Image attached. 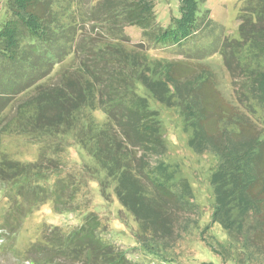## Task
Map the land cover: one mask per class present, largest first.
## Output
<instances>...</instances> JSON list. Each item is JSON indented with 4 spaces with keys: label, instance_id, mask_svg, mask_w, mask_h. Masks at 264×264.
Returning <instances> with one entry per match:
<instances>
[{
    "label": "trees",
    "instance_id": "1",
    "mask_svg": "<svg viewBox=\"0 0 264 264\" xmlns=\"http://www.w3.org/2000/svg\"><path fill=\"white\" fill-rule=\"evenodd\" d=\"M201 1L179 0V17L160 29L152 0H73L83 24L70 38L54 16L53 0H6V18L0 25V133L14 130L36 142L72 134L94 164L83 166L86 182L95 181L101 196L111 192L143 236L164 245L174 239L179 216L188 210L190 188L182 181L179 191L170 190L159 179L165 168L151 166L150 160L163 156L166 147L156 112L136 91L138 83L160 105L179 109L192 130L187 145L195 154L209 152L217 158L209 180L212 223L238 230L250 217L254 236L244 243L257 248L254 240L264 239V128L250 116L264 110V0H240L238 39H223L217 48H184L203 27L213 26L208 11L198 16ZM131 26L185 60H173L159 74L148 75L142 58L118 45L127 41L123 29ZM69 43L74 44V68L41 85L66 56L64 45ZM213 53L220 54L229 73L236 105L222 98L210 71L199 62ZM96 108L106 117L103 125L84 114ZM59 165L57 160L22 164L1 159L0 180L15 181L14 196L25 203L50 195L56 213L71 212L67 202L83 183L62 176ZM50 175L56 180L46 188L40 181ZM13 202L1 222V250L22 219L21 203ZM13 205L21 209L13 210ZM100 229L98 217L88 213L66 233L53 228L42 234L25 251V261L140 264L107 244Z\"/></svg>",
    "mask_w": 264,
    "mask_h": 264
},
{
    "label": "rangeland",
    "instance_id": "2",
    "mask_svg": "<svg viewBox=\"0 0 264 264\" xmlns=\"http://www.w3.org/2000/svg\"><path fill=\"white\" fill-rule=\"evenodd\" d=\"M5 2L6 0H0V25L6 18ZM152 2L158 28L165 29L173 18L179 17V0ZM240 6V0H202L198 16L201 17L208 11L213 26L207 29L203 27L184 48H217L223 39H238L237 17ZM53 12L64 31L69 32L70 38L73 34H79L83 22L73 0H53ZM86 27L89 31L90 24ZM123 32L127 41L118 45L127 53L142 58L141 65L149 69L148 75L155 71L159 74L163 66L173 60H185L176 54L175 49L156 45L143 36L138 27H126ZM91 37L94 36L91 34ZM64 46L67 47L66 56L54 65L51 73L40 82L41 85L53 83L61 72L74 68V44ZM199 62L210 71L222 98L236 105L231 78L223 66L220 54L213 53ZM135 88L139 95L147 99L149 109L156 112L160 134L166 147L163 156L150 160L152 168H156L158 164L165 168L163 176L159 179L170 190L179 191L182 181L187 182L190 188L188 210L179 216L174 239L161 245L144 237L140 226L120 207L111 192L101 196L95 181L86 182L88 180L85 179L83 166L92 168L94 164L76 145L72 134L51 136L36 142L29 137L18 135L14 130H7L0 133V160L8 159L22 164L35 163L39 159L42 164L57 160L62 176L69 174L75 181L80 178L83 185L74 199L67 202L73 211L58 214L53 209L52 196L45 195L43 199L36 196L30 203H25L23 198L14 196L15 181L0 180V226L3 217L12 209V201H15V204L21 203L22 209L13 205V210L21 209L20 215L23 219L17 232L8 237L11 241L7 247L2 250L0 248V264H28L25 261V251L31 244L39 242L42 234H48L53 228H59L66 233L71 227L77 226L88 213H94L100 220L99 235L107 244L124 253L128 260L140 264H264V239L254 240L257 246L259 245L257 248L254 245L250 249L244 243L247 237L254 236L253 230L248 227L251 223L250 217L243 220V226L238 230L226 231L220 225L212 223L213 193L209 180L215 171L217 158L209 152L197 155L188 147L187 142L192 137V130L185 125L177 107L160 105L138 83H135ZM84 114L91 116L98 125L106 122L100 108L84 110ZM250 118L264 128L263 109H258ZM57 147L62 150L58 151ZM154 175L157 176L156 173ZM102 176L103 173L98 178L101 179ZM55 180L56 175H50L40 182L44 187L52 188Z\"/></svg>",
    "mask_w": 264,
    "mask_h": 264
}]
</instances>
